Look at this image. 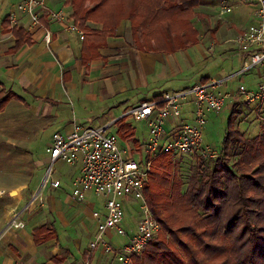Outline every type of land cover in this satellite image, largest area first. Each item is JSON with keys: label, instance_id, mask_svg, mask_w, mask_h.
Returning <instances> with one entry per match:
<instances>
[{"label": "crops", "instance_id": "crops-1", "mask_svg": "<svg viewBox=\"0 0 264 264\" xmlns=\"http://www.w3.org/2000/svg\"><path fill=\"white\" fill-rule=\"evenodd\" d=\"M19 1L0 0V84L15 94L0 110V190H3L0 195V264H84L96 221L105 215V198L97 207L89 198L91 192L99 196L93 191H88L81 201L72 196V181L80 172V161L75 165L68 164V170L56 175H53V165L63 161L53 162L48 182L42 186L51 162L49 145L52 135L70 132L74 122L91 126L88 122L98 119L97 125L93 126L113 122L109 131L116 133L121 142L137 148L141 141L130 120L134 119L124 113L133 106L130 101L138 95L134 92L141 94V90H149L152 70L150 73L146 70L150 65L143 62V57L169 56L180 50L173 53L145 52L133 43L126 48L123 42L129 26L122 20L115 34L107 38V45L95 53L89 52L88 62L82 63L83 39L70 29L72 10L65 0H45V9L40 11L35 25L30 23V15L16 9ZM213 3L214 13L222 18L214 0ZM234 7L233 4V10ZM206 8L200 11L212 12ZM253 9L252 6L248 14L249 24L254 21ZM49 10L60 11L62 20L50 18ZM239 11L229 18V24L234 26L226 30L229 39L248 26L237 24L243 8ZM13 26L20 27L22 32H13ZM90 26L100 28L98 23L90 22ZM46 32L51 34L49 43L44 39ZM18 39L21 44L14 49ZM214 43L211 41L210 45ZM130 50L134 55L131 52L127 57L125 52ZM231 53L232 58L236 53ZM237 54L238 58H233L231 64L238 68L234 73L241 70L248 58L241 51ZM135 55L138 59L134 63ZM159 67L160 64L157 70ZM124 68L128 71L123 74ZM252 69L236 77L254 71ZM170 77L173 76L160 74L153 79L158 80L157 85L167 86L164 81ZM185 80H177L176 88H167V91L199 81L192 78L188 84L189 79ZM258 80L259 74L252 77L248 88L253 89ZM229 82L222 89L234 88ZM145 99L139 97V102ZM238 101L229 100L231 108L238 105ZM105 109H108L106 115H98ZM192 109L191 102L184 104L181 117L169 118L165 131L182 121H192ZM123 125L129 126L131 136L123 134ZM52 180H58L59 185L54 187ZM34 194H37V200L30 204ZM13 217L22 225L11 224ZM129 227L130 232L135 228ZM112 237L108 238L116 245ZM110 257L111 264H118L113 255L98 248L91 264H108Z\"/></svg>", "mask_w": 264, "mask_h": 264}, {"label": "trees", "instance_id": "trees-1", "mask_svg": "<svg viewBox=\"0 0 264 264\" xmlns=\"http://www.w3.org/2000/svg\"><path fill=\"white\" fill-rule=\"evenodd\" d=\"M65 3L73 25L84 32L82 63L88 62L89 52L107 45L122 20L128 22L133 45L145 52L173 53L197 43L193 18L202 0ZM20 44L18 39L14 49ZM208 78L202 75L199 81ZM14 95L0 84V110ZM238 113L234 105L217 158L197 153L200 162L190 170L184 190L171 153L152 161L144 194L160 229L132 257L133 264H264V127L246 136L236 125ZM121 128L126 137L133 134L128 125Z\"/></svg>", "mask_w": 264, "mask_h": 264}, {"label": "built area", "instance_id": "built-area-1", "mask_svg": "<svg viewBox=\"0 0 264 264\" xmlns=\"http://www.w3.org/2000/svg\"><path fill=\"white\" fill-rule=\"evenodd\" d=\"M218 14L224 15L233 10V1L254 7V21L248 24L234 39L242 53L248 58L241 70L221 77H211L206 81H196L183 88L162 92L158 98L142 100L129 107L124 116L134 120H144L148 127V137L140 142V148L130 147L121 142L118 135L109 131L113 122L100 126H84L74 122L68 133L55 132L49 145L50 165L42 183L48 182L52 163L63 161L69 165L81 162L80 172L72 181V196L84 200L88 191L105 197V215L95 224L93 237L89 240L85 252L84 264H91L96 249L112 253L118 264H133L132 257L142 252L147 244L155 239L160 224L147 204L144 190L148 183L152 161L161 154L171 153L175 157L182 153L194 151L205 159L218 157V150L204 143L203 131L209 112H219L227 99L244 97L245 102L253 105V112L264 127V0H214ZM16 9L30 15V23L39 21L40 11L45 9V0H20ZM48 16L62 20L60 11L49 10ZM13 17V14L10 16ZM80 39L84 32L71 24ZM51 34L46 32L44 39L50 42ZM252 68H259V80L253 89L240 84L237 88L222 89L228 81ZM193 106L192 121H182L172 132L165 131L169 118H180L182 106ZM137 156V157H136ZM56 187L58 180H52ZM3 190H0V195ZM37 200L32 195L29 203ZM125 201L138 204L139 219L130 232L124 226ZM11 219V224L22 225ZM127 236L128 240L121 246L112 244L111 234Z\"/></svg>", "mask_w": 264, "mask_h": 264}, {"label": "rangeland", "instance_id": "rangeland-1", "mask_svg": "<svg viewBox=\"0 0 264 264\" xmlns=\"http://www.w3.org/2000/svg\"><path fill=\"white\" fill-rule=\"evenodd\" d=\"M206 3V4H205ZM234 10L232 13H226L222 15V18H219L214 13V3L213 0H202V7H198L194 13L193 21L198 28V37L197 43L193 46H189L186 49H180L179 53H175L173 55H159V56H149L144 55L143 62L146 65H150L146 67V70L150 73L152 70L151 77H149V90H141L140 92L134 94H138L135 100H131L130 104L137 105L139 103V97L144 96V99H149L153 95L160 94L162 92L167 91L168 89L176 88L174 85L177 84V80L184 82L188 79V84L192 82V78L198 80L202 75L211 77H224L230 74H233L237 71V67L231 66L232 59L238 58V54L240 53L239 49L237 48L234 39H229L228 32L226 30H231L234 28L231 24H229V18L234 16L235 13H239V8H243L242 17L239 18L237 24L239 26H247L249 24L250 19L248 18V14L250 10H252V6L249 4H243L238 1H233ZM205 7H204V6ZM207 5V6H206ZM207 7V8H206ZM209 9L212 11L211 13H206L204 11H200ZM211 41H215L214 44H211ZM132 40L130 37V30L127 27V31L124 35V42L123 45L127 48V45H131ZM133 45V44H132ZM211 46V47H209ZM233 51L235 54L234 57L231 58ZM131 52L133 51H126L125 54L127 57L131 56ZM136 54V53H135ZM149 54H161V53H149ZM134 55V52H133ZM138 57L135 55L133 57L134 63L136 62ZM130 60V58H129ZM131 62V60H130ZM160 67L157 70L159 64ZM154 64V66H152ZM137 68V67H136ZM249 73H244L241 76L234 77L229 82L230 86L237 88L240 84H243L245 87H249L250 79L252 77H257L259 74V68L252 69ZM128 70L123 69V74L126 73ZM174 73V74H173ZM165 75V77L173 76L170 78H166L164 83L167 86H163L162 84L157 85L156 82L158 80L153 79V77H157L158 75ZM134 75V74H133ZM257 75V76H255ZM151 78V79H150ZM181 78V79H180ZM177 79V80H176ZM179 81V83H180ZM243 81V82H242ZM182 84V83H181ZM168 88V89H167ZM244 97H239V104L236 105L239 113L236 119V125L243 132L246 136L252 137L256 134L260 133L263 125L256 117L255 113L253 112V105L247 104ZM127 103L126 105H128ZM232 111L231 106L229 105V99L225 101L224 106L219 112H209L206 116L207 122L204 127L203 131V140L204 143L212 146L216 150L221 147V143L226 131L227 121ZM108 109L100 110V116L106 115ZM133 125L136 127V135L139 137V140L142 142L145 138L148 137V127L146 126V122L144 120L135 121L130 119ZM98 119L91 120L88 122L89 125H97ZM178 125V124H176ZM174 128H172L169 132H172ZM197 153L194 151L182 153L180 156L173 157V161L175 162V172L177 177L179 178L182 184V190H184L186 186L187 177L192 169L193 165L200 162L197 159ZM137 157V156H136ZM50 165V164H49ZM48 165V166H49ZM69 165L63 162H56L53 165V175L57 173L64 172L69 169ZM91 201H93L97 207H99L100 203L105 198L103 195H99L98 197L93 195L92 192L90 193ZM124 212H125V221L124 226L126 230L129 231V226H135L137 220L139 219V210L138 204L135 201H125L124 203ZM129 225V226H128ZM112 239L114 240L116 246H121L125 241H127V236H121L112 233ZM157 235V234H156ZM166 237H169L165 234ZM113 255L112 253H108ZM108 264H111L112 257L108 259ZM133 263V262H132Z\"/></svg>", "mask_w": 264, "mask_h": 264}]
</instances>
